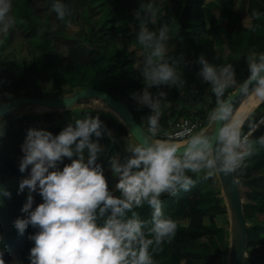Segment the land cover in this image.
I'll use <instances>...</instances> for the list:
<instances>
[{
  "label": "trees",
  "instance_id": "obj_1",
  "mask_svg": "<svg viewBox=\"0 0 264 264\" xmlns=\"http://www.w3.org/2000/svg\"><path fill=\"white\" fill-rule=\"evenodd\" d=\"M236 1L153 0L160 6L161 15L156 25L148 27L156 30L162 23L172 25L168 55L177 61L184 81L182 87L161 85L149 89L153 95L158 91L167 93L160 120L162 131L170 130L180 120L198 121L201 128L211 123L207 113L215 106V96L210 84L198 75L201 55L210 63H232L237 81H243L249 75L246 55L252 50L264 52V0H242L240 7ZM54 2L12 0L17 23L8 33L0 32V105L20 97L50 98L96 88L122 101L147 130L151 110L133 96L145 87L139 70L143 49L136 36L137 13L147 0H62L71 10L66 20H71L72 28L52 11ZM254 11L262 14L259 20L252 16ZM234 91L229 90L230 94ZM206 102V107H195ZM263 113L261 104L255 114L259 118ZM84 116H98L111 132L99 138L97 163L104 168L109 189L119 196L115 190L118 178L110 168V160L117 158L123 163L130 155L125 148L135 143L119 119L75 108L54 111L50 122L42 115L0 118V251H4L5 264H30V250L35 245L28 237L38 231L30 225L20 235L14 227L16 219L27 218L22 208L29 194L27 188L22 193L19 187L14 189L13 173L17 171L26 179L31 170L30 166L23 173L19 170L29 130L40 123L43 130L58 135ZM261 136L264 125L252 138ZM256 148L242 172L235 173L248 224L243 264H264V147ZM70 163L64 158L59 167L62 170ZM189 175L196 180L195 186L161 197L165 216L175 220L178 228L171 242H165L163 250L153 255L155 264H223L227 254L229 212L219 178L217 174L208 180L202 179L203 174L200 178ZM38 205L33 204V208ZM136 211L143 221L150 222L152 209L147 204Z\"/></svg>",
  "mask_w": 264,
  "mask_h": 264
},
{
  "label": "clouds",
  "instance_id": "obj_2",
  "mask_svg": "<svg viewBox=\"0 0 264 264\" xmlns=\"http://www.w3.org/2000/svg\"><path fill=\"white\" fill-rule=\"evenodd\" d=\"M51 9L72 28L71 20H66L71 10L62 0H55ZM160 15V6L153 0L142 4L137 13L136 40L143 49L139 70L145 87L133 96L151 115L145 135L127 145L130 155L124 162L110 160L119 196L109 189L104 168L97 163L99 138L105 132L111 135L98 116L75 119L58 135L29 130L19 170L23 173L31 166V171L29 178L20 182L19 191H38L43 202L33 208L34 197L29 194L22 208L27 218L16 219L14 227L20 235L30 225L38 229L28 237L35 245L30 250V264H155L153 255L163 250L165 242H171L178 228L175 220L165 216L162 195L195 186L189 173L198 178L203 174L202 179L208 180L218 172L225 176L242 172L256 146L264 147V136L252 138L264 125V115L257 118L255 114V108L264 104V52L256 50L246 55L249 75L243 81H237L232 63H210L201 55L198 75L210 84L215 96V106L207 113L212 129L185 128L164 132L158 138L167 93L153 95L149 89L184 84L177 61L168 55L172 25L162 23L156 30L148 27L156 25ZM261 15L252 13L257 20ZM16 23L12 0H0V32L8 33ZM230 89H235L236 95H231ZM246 102L251 107L241 111ZM64 158L71 163L61 170ZM145 204L152 209L150 222L143 221L136 211ZM3 257L4 251H0V264H5Z\"/></svg>",
  "mask_w": 264,
  "mask_h": 264
},
{
  "label": "water",
  "instance_id": "obj_3",
  "mask_svg": "<svg viewBox=\"0 0 264 264\" xmlns=\"http://www.w3.org/2000/svg\"><path fill=\"white\" fill-rule=\"evenodd\" d=\"M231 95H236V90ZM87 100L103 102L118 116L135 142L137 137L142 138L145 135L146 129L137 122L131 110L122 101L96 88L77 90L63 96L50 98L20 97L0 105V118L18 116L20 110L27 106H39L52 111L70 110V106H73L71 109H74L79 102ZM237 100H239V97H237ZM212 127L213 125L210 123L207 128L212 129ZM217 176L230 217V250L227 264H243L247 256L248 224L243 210L240 188L236 182L238 180L235 174L225 176L223 173L218 172Z\"/></svg>",
  "mask_w": 264,
  "mask_h": 264
},
{
  "label": "rangeland",
  "instance_id": "obj_4",
  "mask_svg": "<svg viewBox=\"0 0 264 264\" xmlns=\"http://www.w3.org/2000/svg\"><path fill=\"white\" fill-rule=\"evenodd\" d=\"M241 2H242V0H237L236 1L237 7L241 6ZM246 22H247V19H245V23ZM205 105H207V102L204 103V105L203 104L202 105L201 104L200 105L196 104L195 107L199 108V107H201V106L203 107ZM75 109L76 110H92V111H96V112H103V113L109 114V115L119 119L118 116L114 112H112L103 102H101L99 100L82 101L81 103H79L75 107ZM241 111H243L242 108H241ZM53 112L54 111H52V110H49V109L43 108V107H39V106H27V107H25V108L20 110V112H19L20 114L19 115H28V116L42 115V116H44V121L50 122V121L53 120ZM33 125L35 126V129H37V130H41L42 129L41 128L42 124H40V123L39 124L34 123ZM125 149H127V148H125ZM30 168H31V166H30ZM13 174H14V176H16V177H14L15 178L14 189H17L19 187L20 182L23 179H25V178H23L22 176H19L17 171H16V173H13ZM29 174H30V172L28 173L27 178H29ZM27 192H28V194H31L34 197V204L35 205H38L41 202L42 197L39 195L38 191L30 193L29 189H27ZM196 198L197 197H194L192 199V201H194ZM229 222H230V217H229ZM229 250H230V245H229L227 254L223 258V264H227L228 263Z\"/></svg>",
  "mask_w": 264,
  "mask_h": 264
},
{
  "label": "built area",
  "instance_id": "obj_5",
  "mask_svg": "<svg viewBox=\"0 0 264 264\" xmlns=\"http://www.w3.org/2000/svg\"><path fill=\"white\" fill-rule=\"evenodd\" d=\"M262 115H264V113ZM261 126H263V125H261ZM185 128L192 129V130H200L201 129V123H199L198 121L189 120V119L177 121V122H175L172 125V128L170 130L162 131L161 137H158V138H162L164 132H173V133H175V132L181 131V130H183Z\"/></svg>",
  "mask_w": 264,
  "mask_h": 264
},
{
  "label": "bare ground",
  "instance_id": "obj_6",
  "mask_svg": "<svg viewBox=\"0 0 264 264\" xmlns=\"http://www.w3.org/2000/svg\"><path fill=\"white\" fill-rule=\"evenodd\" d=\"M251 107V104L249 102L244 103L241 108L243 109V111L248 110Z\"/></svg>",
  "mask_w": 264,
  "mask_h": 264
}]
</instances>
